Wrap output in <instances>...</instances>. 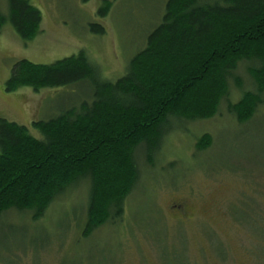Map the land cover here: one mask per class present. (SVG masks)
Masks as SVG:
<instances>
[{
    "label": "rangeland",
    "instance_id": "374dc122",
    "mask_svg": "<svg viewBox=\"0 0 264 264\" xmlns=\"http://www.w3.org/2000/svg\"><path fill=\"white\" fill-rule=\"evenodd\" d=\"M30 0L42 14L40 31L23 41L6 20L0 31V117L30 127L80 103L89 87L4 85L19 59L47 64L83 50L104 78L120 77L145 44L166 0ZM6 12L5 0H0ZM89 22L105 28L91 32ZM244 76V72L240 71ZM237 92L233 90L232 100ZM175 125V124H174ZM208 151L193 155L197 137ZM138 189L123 220L82 237L86 183L57 197L44 216L9 210L0 218V264H264V108L237 124L225 107L205 120L184 122L164 138L155 164L137 152ZM173 163L172 166H168ZM168 166V168H167ZM184 211V218L176 206Z\"/></svg>",
    "mask_w": 264,
    "mask_h": 264
},
{
    "label": "trees",
    "instance_id": "16d2710c",
    "mask_svg": "<svg viewBox=\"0 0 264 264\" xmlns=\"http://www.w3.org/2000/svg\"><path fill=\"white\" fill-rule=\"evenodd\" d=\"M5 2L0 31L9 20L23 41L32 40L40 31L41 11L30 0ZM111 3L102 0L97 15L104 17ZM88 28L105 32L97 22ZM78 85L88 86L90 94L32 121L38 136L0 117V218L14 209L38 220L57 197L82 182L87 185L82 237L115 227L138 189L137 152L153 166L171 130L210 119L221 105L237 124L251 121L264 108V0H166L120 77H102L79 50L47 64L17 60L4 89ZM211 144L210 134H201L193 155Z\"/></svg>",
    "mask_w": 264,
    "mask_h": 264
},
{
    "label": "flooded vegetation",
    "instance_id": "af4514ba",
    "mask_svg": "<svg viewBox=\"0 0 264 264\" xmlns=\"http://www.w3.org/2000/svg\"><path fill=\"white\" fill-rule=\"evenodd\" d=\"M177 211L181 213L180 217L178 219H183L185 216L183 215L184 214V211L182 210L181 208V205L180 206H176Z\"/></svg>",
    "mask_w": 264,
    "mask_h": 264
}]
</instances>
